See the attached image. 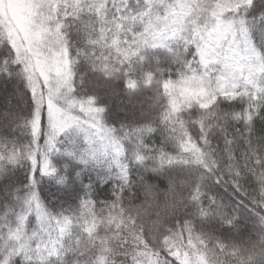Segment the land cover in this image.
Instances as JSON below:
<instances>
[{"label": "snow or ice", "instance_id": "1", "mask_svg": "<svg viewBox=\"0 0 264 264\" xmlns=\"http://www.w3.org/2000/svg\"><path fill=\"white\" fill-rule=\"evenodd\" d=\"M0 264H264V0H0Z\"/></svg>", "mask_w": 264, "mask_h": 264}]
</instances>
